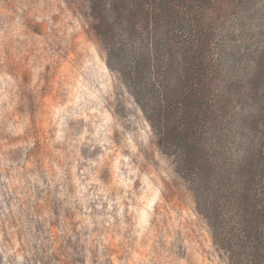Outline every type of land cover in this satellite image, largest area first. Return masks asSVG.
Returning <instances> with one entry per match:
<instances>
[{
  "label": "rangeland",
  "instance_id": "374dc122",
  "mask_svg": "<svg viewBox=\"0 0 264 264\" xmlns=\"http://www.w3.org/2000/svg\"><path fill=\"white\" fill-rule=\"evenodd\" d=\"M0 260L229 264L88 0H0Z\"/></svg>",
  "mask_w": 264,
  "mask_h": 264
},
{
  "label": "trees",
  "instance_id": "16d2710c",
  "mask_svg": "<svg viewBox=\"0 0 264 264\" xmlns=\"http://www.w3.org/2000/svg\"><path fill=\"white\" fill-rule=\"evenodd\" d=\"M88 1L214 244L229 264H264L263 0Z\"/></svg>",
  "mask_w": 264,
  "mask_h": 264
}]
</instances>
